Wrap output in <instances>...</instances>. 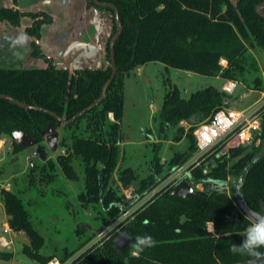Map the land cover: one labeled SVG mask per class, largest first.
<instances>
[{
    "label": "trees",
    "instance_id": "trees-1",
    "mask_svg": "<svg viewBox=\"0 0 264 264\" xmlns=\"http://www.w3.org/2000/svg\"><path fill=\"white\" fill-rule=\"evenodd\" d=\"M98 1L117 8L122 33L114 42L115 77L97 106L85 110L100 98L112 75L109 45L118 29L113 9L97 6L93 0L90 5L111 14L112 32L105 45L107 65L72 71L53 64L38 45L41 27L52 22L50 15L42 11L22 13L14 7L0 8L1 22L17 26L23 17L31 20L25 28V33L32 39L31 56L43 59L47 64L45 68H0V95L48 110L65 120L85 110L64 128H74L85 120L90 135L82 137L71 132L70 150L58 156L56 162L68 179L77 180L72 158L81 157L85 193L78 198L84 203L98 204L104 214V226H107L131 206L127 204L129 200L119 194L120 188L113 187L112 174L115 171L123 189L138 181V196L145 194L164 176V164L160 163L157 154L151 161L152 172L143 179H139L130 167H117L119 124L124 116V78L145 64L161 63L165 68L233 80L249 90L261 91V81L257 77L259 64L250 49H264V17L256 12V7L264 0ZM262 11L264 13V8ZM222 61L226 65H222ZM227 101L228 96L214 86H206L183 99L179 89L168 84L162 107L154 118L156 134L159 139L166 140L174 128L181 131L180 122L193 119L195 123H201L226 108ZM110 114L113 123L108 132L103 133ZM50 123H54L56 129L61 126L57 119L44 111L24 109L0 99V139H12L15 154L25 149L15 144L12 137L15 131L30 135L44 150L42 132ZM258 138H264V120ZM188 139L187 149L175 152L168 161L167 172L185 163L195 152V137L188 135ZM214 160L215 166L206 174L202 169L192 172L188 179L194 189L192 194L180 198L171 196V190L161 193L122 223L119 232H114L101 247L89 250L74 264H249L252 258L234 254L230 247L241 243L250 222L237 198L241 197L247 208L264 210V154L259 155L254 146H237ZM46 163L51 171L54 170L51 160ZM44 170L45 165L39 172ZM35 172L36 169L31 167V184L35 182ZM230 175L239 177V189L231 187V194H228L225 188ZM48 178L52 181L53 177ZM198 184L202 190L196 188ZM0 195L9 217V228L13 232H24L28 239L22 252L38 264H46L56 257L40 253L44 238L32 226L23 199L3 188ZM77 232L82 233L79 228ZM145 234L151 235L155 244L137 253L135 237ZM121 235L131 242L118 250L115 241ZM3 254L6 259L11 258L8 253ZM72 254L73 251L65 253L60 259L66 260ZM255 259L256 264H264V257Z\"/></svg>",
    "mask_w": 264,
    "mask_h": 264
},
{
    "label": "rangeland",
    "instance_id": "rangeland-1",
    "mask_svg": "<svg viewBox=\"0 0 264 264\" xmlns=\"http://www.w3.org/2000/svg\"><path fill=\"white\" fill-rule=\"evenodd\" d=\"M68 1L73 4L74 0H17L16 4L20 10H31L38 8L55 18V23L50 26L48 31L44 32V48L47 52H51L54 58L60 62L62 60L64 51L68 48L70 38H75L74 34L79 33L80 25L83 19L77 17L73 11L69 14L68 22L71 21L68 28H62L63 24V3ZM78 1V0H77ZM91 0H84L86 7V18L90 21L88 27L92 28V23H98L102 26V36L108 40L112 32L111 14L107 10H97L94 6L90 5ZM13 0H0V8H8L12 6ZM49 2V3H47ZM66 7V6H64ZM76 11H79V3L77 2ZM24 22L17 26H0V68H32L22 67L23 61L15 59L14 51L5 54V50H10L9 47V33L15 40L17 47L15 50L21 51V55H25V59H32L29 38L24 33ZM2 27H4L2 29ZM60 29L58 37L54 38V44L50 43V35L55 29ZM99 32V30H98ZM7 33V34H6ZM89 33V29L87 31ZM92 29L89 36H87V43L90 46L91 54L95 58V63L104 67L107 65L106 58V41L95 44V34ZM101 34V33H100ZM99 34V36H100ZM8 36V37H6ZM61 42H59L60 37ZM101 39V38H100ZM11 41V40H10ZM60 43V44H59ZM7 45V46H6ZM74 49V46L69 48V51ZM77 61H81L85 56L84 49L78 46ZM82 49V50H81ZM68 51V50H67ZM258 64L260 65V72L257 76L261 81L262 90H249L242 83L236 85L234 93L228 96V104L225 106L230 110H243L252 106L256 101L260 100L262 94L264 95V49L255 47L250 49ZM29 52V54H28ZM9 55V56H4ZM46 55V54H45ZM66 55V53L64 54ZM48 58V56L46 55ZM24 59V60H25ZM38 59V58H35ZM26 62V61H25ZM91 66H95L93 61H88ZM222 65L224 62H221ZM44 64H46L44 62ZM47 66V65H46ZM36 68V67H33ZM94 68V67H93ZM223 79L214 77L201 76L192 72L177 70L172 68H165L161 63H148L136 70L132 71L129 76L124 78V116L119 124V139L117 141L118 147V162L117 167L124 169L130 167L133 169L135 175L139 179H143L152 172L151 161L153 156L157 154L160 158V163L164 164V172L166 175L168 171V161L171 159L175 152H183L188 146V135L194 137L195 127L200 123L182 121L179 123V128H174L167 135L166 140L159 139L155 129V117L158 115L163 99L168 87V84L175 85L180 92L183 99H188L195 91L205 88L206 86H214L221 90ZM252 92V93H251ZM191 120V119H190ZM264 120L262 114L261 123ZM113 123L112 115L108 116V121L104 126L103 133H107L109 125ZM202 123V122H201ZM260 123V124H261ZM59 133L58 146L56 151H51L45 140L44 151L46 154L45 161H41L35 154V147L24 149L22 152L13 153L12 139L7 137L0 139V190L7 188L10 191L17 193L25 202L30 215V222L32 226L43 236L44 245L40 250L42 255L56 256V258L63 257L65 253L73 254L79 251L87 241H89L96 232L106 227L103 220L104 214L98 204L89 202H81L78 196L85 193L84 184V164L80 156L72 158V166L76 172L78 179L70 180L62 172L61 168L56 162L60 155H65L70 150L72 142L71 132L78 136L88 137L90 132L87 130L85 120H82L74 128L65 130L61 125L56 129ZM254 140L251 144L244 146H254L257 148V153L264 154V138L256 141L257 134L253 133ZM256 136V137H255ZM231 148L224 144L219 149V156L227 154ZM215 155L207 166L212 168L215 166ZM51 160L54 163V170H50L47 161ZM46 163V164H45ZM45 165L44 172L39 170ZM34 167L35 182L30 183L29 171ZM52 175V181H49V176ZM113 187H119V194L125 197L138 196V181L134 182L129 188L123 189L117 181V172L112 174ZM239 177L228 176L226 183V191L231 194V187L239 189ZM198 190H202V186H196ZM127 199V198H126ZM238 199V198H237ZM0 236H4L7 240L12 241L11 249H4L0 247V264H38L37 261L25 255L22 250L24 245L28 244V239L24 232H13L8 225L9 217H5L4 209L2 207V200L0 195ZM137 202V201H136ZM133 203V205L136 204ZM137 205H140L137 204ZM136 205V206H137ZM264 211V210H263ZM110 225V223H109ZM9 231H5L7 228ZM108 226V225H107ZM79 228L82 233L79 235L77 229ZM122 237V236H121ZM88 239V240H87ZM86 242L84 243V241ZM124 240V239H123ZM3 253H8L11 258L6 259ZM72 254V255H73Z\"/></svg>",
    "mask_w": 264,
    "mask_h": 264
},
{
    "label": "built area",
    "instance_id": "built-area-1",
    "mask_svg": "<svg viewBox=\"0 0 264 264\" xmlns=\"http://www.w3.org/2000/svg\"><path fill=\"white\" fill-rule=\"evenodd\" d=\"M236 85V81L225 80L222 84L221 91L227 96H230L234 93ZM262 114H264L263 94L260 100L246 109L230 110L228 108H222L218 110L214 115L195 127L193 134L195 137L196 149L185 163L172 168L166 175L160 178L154 186L147 190L145 194L134 196L135 198L132 200L131 197H126L127 200L132 202L131 206L125 208L121 215L116 220L112 221L110 225L99 229L79 251L66 260L54 257L46 264H74L79 257L89 250L101 247L111 238L114 232H119L122 223H125L146 204L152 202L161 193L172 190L179 183L183 181L188 182L194 170L202 169V172L206 174L210 169L209 166H207V161L212 155L219 157V149H221L224 144L229 146V148L251 144L254 140L253 133L255 132L257 134L256 141L259 142L258 137L261 134L260 123ZM134 202H136L135 205H133ZM139 203L140 205H137ZM5 231H9L8 227ZM12 244L11 240H7L4 236L0 237L1 248L9 250L12 248Z\"/></svg>",
    "mask_w": 264,
    "mask_h": 264
},
{
    "label": "crops",
    "instance_id": "crops-1",
    "mask_svg": "<svg viewBox=\"0 0 264 264\" xmlns=\"http://www.w3.org/2000/svg\"><path fill=\"white\" fill-rule=\"evenodd\" d=\"M16 1L17 0H13L12 6L11 7H8V8H13L14 7L15 9H18L22 13L42 11V12H45L48 15H50L49 12L41 10L40 9V6L38 8H34V9H31V10H26V11L25 10H20L17 7ZM77 2L79 3V11H76ZM47 3H49V2H47ZM64 6H66V7H64ZM3 8H5V7H3ZM62 8H63V20L62 21H63V24H64V26L62 28H68L69 27L71 21L68 22V19H69L68 17H69V14H70L71 11H73V13L75 14L74 20L77 17H80V20H81V18L83 19V23H82V25H80V28H81V26H82V28L80 29L79 33L77 32L76 34H74V37L75 38H70L69 39L70 40V43L68 45V48L64 51V54L66 53V55L63 54L62 60L60 62H58L54 58V56L51 54V52H47L45 50V48H44L45 46L43 44V42H44V40H43L44 39V32L50 30L48 28L50 26H52L53 23L56 22L55 21V18L50 15L52 17V22L50 24H44L41 27V35H40V39L38 40V45H39L41 51L43 52L44 55L46 54L48 56V58H50L53 61V64L58 65V66H62L64 68H67V69H69V71H72L74 69H79V68H86V67H89V68H93V67L94 68H101V65L99 64V62H98V64H97V61L95 63V60H94L95 58L93 57V55H91L92 57L89 56V54H91V52H93V51L91 50L90 46L85 45V43H87V38L86 37L89 36L91 29L94 32L93 34H95V38H94L95 39V44L101 42L102 40H104V42H105L106 39L102 36V33H103V31L105 29L102 30V26L101 25H98V23H92V26H91L92 28L88 27L89 24H90V21L87 20V18H86V14H87L86 10L87 9H86V7L84 5V0H78V1L77 0H74L73 1V4L70 3V2H68V1H65L63 3V7ZM24 20H28V22H24V26H23L24 33H25V28L31 24V20L28 17H23L21 19V21H24ZM1 24L3 26H5V28L6 27L8 28L9 25H10L8 23L1 22L0 21V26H2ZM10 26H12V25H10ZM3 28L4 27H2V29ZM88 29H89V33H87ZM98 30H99V32H98ZM59 32H61V30L58 29V28L52 31V34L50 35V43L51 44H54V38L58 37ZM10 33L8 34L9 37L6 36V37L9 38V46H7V45L6 46L9 47L10 50H5L4 51L5 54L14 51V57H15V59L20 58L19 60H22L23 61V63H24L23 65L24 66H22V67H31L30 65H32L33 67H36V68H45L46 67L47 64H44V60L43 59H35V58H32L31 60L28 59V58L25 59V56L27 54L21 55L20 54L21 51H18V50L16 51L15 48H18V47H17V44H16L15 40L10 35ZM99 34H100V36H99ZM28 38H29V45H30V50L29 51H31V44L30 43H31L32 39L29 36H28ZM61 38H62V36L60 37L59 42H61ZM72 46H74V49H72V50L69 51V48L72 47ZM78 46L82 47V49L85 48L86 51H84V55H85V52L87 54V56H85L81 61H77V59H79V58H77L78 51H77L76 47H78ZM28 54H29V52H28ZM4 56H9V55H4ZM29 56H31V54H29ZM88 61H93V64L95 63L96 65L92 67L91 64ZM222 62H224L223 64H226L225 61H222ZM216 78L217 79H221L219 77H216ZM227 104H228V101H227ZM29 148H31V147H29ZM25 149H27V148H25ZM5 189L8 190L7 188H5ZM0 203H1V201H0ZM2 207L4 209L3 204H2ZM4 213H5V211H4ZM5 217H7L6 213H5Z\"/></svg>",
    "mask_w": 264,
    "mask_h": 264
},
{
    "label": "water",
    "instance_id": "water-1",
    "mask_svg": "<svg viewBox=\"0 0 264 264\" xmlns=\"http://www.w3.org/2000/svg\"><path fill=\"white\" fill-rule=\"evenodd\" d=\"M93 3L97 6L100 7H108L113 9L114 11V15H115V20H116V25H117V33L111 38L110 40V45H109V51H110V62H111V69H112V75L110 77V79L107 81V83L104 85L102 93L100 98L95 101L92 105H90L88 108H86L85 110H89L95 106H97L100 101L104 98V95L106 93V89L107 87L111 84L112 80L115 77L116 74V67H115V61H114V42L116 41V39L121 35L122 33V26L121 23L119 21V16H118V11L117 8L111 4L108 3H100L98 0H93ZM263 8H264V3L261 5H258L256 7V12L258 13V15L264 17V13H263ZM139 35L140 32L138 31L137 34V40H136V45L138 43L139 40ZM0 99H5L8 100L10 102H12L13 104L24 108V109H29V110H40V111H44L47 114H50L52 117H54L55 119H57L61 125L66 126L72 122H74L78 117H80L81 115H83L84 111H81L80 113H78L75 117H73L70 120H65V119H61L59 118L56 114H54L53 112H50L48 110L36 107V106H30L24 103H20L18 101H16L15 99H13L10 96H6V95H0ZM193 119L189 120L188 122H192ZM55 125L54 123H50L48 128L42 132V134L44 135V139H45V143L46 145H48V147L50 148L51 151H56L57 150V146H58V139H59V133L57 131H55ZM13 140L15 142V144L20 147V148H29V147H35V154L36 156L41 160V161H45L46 159V154L45 151L40 148L37 144L36 139H33L30 135L17 130L13 133L12 135ZM194 192L193 187L191 186V184L187 181H183L181 183H179L178 185H176L172 190H171V196H177L180 198H186L188 195L192 194ZM238 203L240 208L242 209V211L246 214V209L247 207L245 206L243 200L241 197H238ZM127 204H132L131 201H129V203ZM126 204V205H127ZM247 216V215H246ZM124 239V240H123ZM131 239L124 237V236H119L116 241V247L118 250H121L123 247H125L126 245L130 244Z\"/></svg>",
    "mask_w": 264,
    "mask_h": 264
},
{
    "label": "clouds",
    "instance_id": "clouds-1",
    "mask_svg": "<svg viewBox=\"0 0 264 264\" xmlns=\"http://www.w3.org/2000/svg\"><path fill=\"white\" fill-rule=\"evenodd\" d=\"M246 215L250 222L244 230L243 239L239 245L232 244L230 250L234 254L246 255L252 258L249 264H256L255 258L264 257V251H261V249H264V211L247 208ZM154 244L155 240L149 234L135 237L134 247L137 253Z\"/></svg>",
    "mask_w": 264,
    "mask_h": 264
},
{
    "label": "flooded vegetation",
    "instance_id": "flooded-vegetation-1",
    "mask_svg": "<svg viewBox=\"0 0 264 264\" xmlns=\"http://www.w3.org/2000/svg\"><path fill=\"white\" fill-rule=\"evenodd\" d=\"M111 40V39H110ZM211 228V227H210ZM122 236V235H121Z\"/></svg>",
    "mask_w": 264,
    "mask_h": 264
}]
</instances>
